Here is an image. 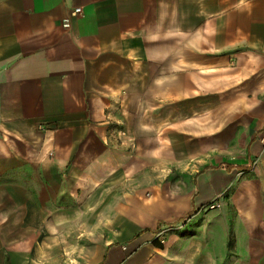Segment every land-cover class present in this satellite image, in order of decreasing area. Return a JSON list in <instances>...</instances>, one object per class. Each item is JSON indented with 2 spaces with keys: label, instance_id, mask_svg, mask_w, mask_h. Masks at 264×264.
<instances>
[{
  "label": "crops",
  "instance_id": "crops-1",
  "mask_svg": "<svg viewBox=\"0 0 264 264\" xmlns=\"http://www.w3.org/2000/svg\"><path fill=\"white\" fill-rule=\"evenodd\" d=\"M43 235L119 236L79 264H264V0H0V264Z\"/></svg>",
  "mask_w": 264,
  "mask_h": 264
},
{
  "label": "rangeland",
  "instance_id": "rangeland-1",
  "mask_svg": "<svg viewBox=\"0 0 264 264\" xmlns=\"http://www.w3.org/2000/svg\"><path fill=\"white\" fill-rule=\"evenodd\" d=\"M178 182L176 180H171V187L170 191H177L181 192L178 194V197L184 198L186 196V193L189 191L188 188L184 186V182L181 183L183 186L180 185V187L174 188V186ZM134 189H130L129 187H123L122 188V194H123V202L125 201V195L127 193L129 194ZM226 193H220L215 199L210 201L209 203L202 206L201 209H199L198 212H205L207 210L213 211V210H221L226 205ZM151 194L149 193L146 197L151 198ZM177 197V198H178ZM220 205V208L212 206ZM197 214V213H196ZM196 214L186 215L182 218H178L175 220L165 221L163 224L159 225V232L158 234L153 238L152 243L158 248L162 249L163 246L167 243V236L174 233H183L185 231H189V229L193 228L194 224V218ZM108 222V221H107ZM188 233V232H185ZM29 239V237H27ZM131 237H125L122 236L121 239H130ZM117 239H119V236H95V235H85V236H58L57 244L58 247L70 245V244H81V243H88L90 247V252H81V251H65L62 249L60 251V248L58 251L51 250L50 247L47 244H50V237L48 235H43L40 239L37 240V242L42 243L41 250L31 249L30 251L26 252L27 259L29 261L35 264V262L40 264H68L70 263V259H74V264H79L78 260L81 259V255H90L93 256L95 252L92 251L93 248L97 247L102 241L113 242V244H117Z\"/></svg>",
  "mask_w": 264,
  "mask_h": 264
},
{
  "label": "built area",
  "instance_id": "built-area-1",
  "mask_svg": "<svg viewBox=\"0 0 264 264\" xmlns=\"http://www.w3.org/2000/svg\"><path fill=\"white\" fill-rule=\"evenodd\" d=\"M81 10L80 9H76V12H80ZM213 208H215V207H218V208H220V205H217V206H212Z\"/></svg>",
  "mask_w": 264,
  "mask_h": 264
}]
</instances>
